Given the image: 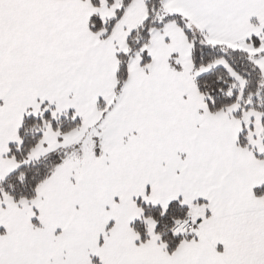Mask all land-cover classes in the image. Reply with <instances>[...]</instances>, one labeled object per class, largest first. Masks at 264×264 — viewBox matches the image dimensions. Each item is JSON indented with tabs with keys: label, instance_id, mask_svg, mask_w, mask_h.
I'll return each mask as SVG.
<instances>
[{
	"label": "snow or ice",
	"instance_id": "obj_1",
	"mask_svg": "<svg viewBox=\"0 0 264 264\" xmlns=\"http://www.w3.org/2000/svg\"><path fill=\"white\" fill-rule=\"evenodd\" d=\"M0 264H264V0H0Z\"/></svg>",
	"mask_w": 264,
	"mask_h": 264
}]
</instances>
